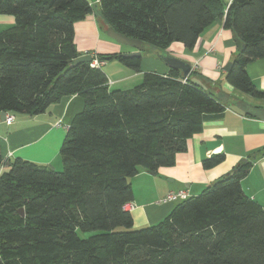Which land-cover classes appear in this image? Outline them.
Listing matches in <instances>:
<instances>
[{
	"label": "trees",
	"instance_id": "16d2710c",
	"mask_svg": "<svg viewBox=\"0 0 264 264\" xmlns=\"http://www.w3.org/2000/svg\"><path fill=\"white\" fill-rule=\"evenodd\" d=\"M99 8L118 34L158 51L174 42L191 49L223 20L242 46L226 81L264 98L246 70L264 57V0H99ZM92 9L88 0H0V14L15 18L0 33V111L36 115L64 96L84 100L60 147L61 170L22 158L4 164L0 264H264V207L242 191L244 159L159 222L133 228L124 208L133 199L129 178L172 165L223 105L176 69L110 89L101 67L74 63V23ZM97 57L140 68L141 56ZM222 160L215 154L201 164Z\"/></svg>",
	"mask_w": 264,
	"mask_h": 264
},
{
	"label": "crops",
	"instance_id": "0c3cea01",
	"mask_svg": "<svg viewBox=\"0 0 264 264\" xmlns=\"http://www.w3.org/2000/svg\"><path fill=\"white\" fill-rule=\"evenodd\" d=\"M88 1L92 12L74 23L73 42L78 55L141 52L138 71L116 60L105 61L101 68L110 89H129L141 82L145 72L168 73L170 68L158 57V50L118 34L102 17L99 0ZM14 25V16L0 14V33ZM165 50L190 63L187 78L209 90L223 110L204 117L200 131L186 139L184 150L176 153L172 165L159 167L154 173L141 168L129 178L133 199L127 210L133 227L153 225L172 210L177 201H160L167 192L185 189L188 196L197 195L232 172L243 159L250 166L240 181L242 191L264 207V98L244 93L225 79L224 65L238 54L232 31L223 27V20L216 19L200 33L191 49L174 42ZM246 70L256 87L264 90V57L249 62ZM83 106V98L72 94L40 114L6 111L0 115V172L14 158L52 168L60 162L62 167L60 147L68 125ZM7 115H13L11 123L6 121ZM215 154H222L223 160L204 168L202 160Z\"/></svg>",
	"mask_w": 264,
	"mask_h": 264
},
{
	"label": "water",
	"instance_id": "95a60500",
	"mask_svg": "<svg viewBox=\"0 0 264 264\" xmlns=\"http://www.w3.org/2000/svg\"><path fill=\"white\" fill-rule=\"evenodd\" d=\"M236 46L238 50L241 49V43L238 38H234ZM124 56H141V52L136 51V52H129V53H123ZM158 57L165 62V64L170 68V69H176L180 71V74L183 78H187L188 74L190 73L191 70V65L189 62L184 61L183 59H180L178 57H175L174 55L168 53L166 50L159 51ZM91 56L90 54H84V55H77L73 59L74 63L78 62H90ZM232 61H228L224 65V70L227 72L230 67H231ZM6 114V111L2 110L0 111V115L3 116ZM7 166V164H6ZM154 173V172H151ZM19 212L23 214V209H20Z\"/></svg>",
	"mask_w": 264,
	"mask_h": 264
},
{
	"label": "built area",
	"instance_id": "2783aa9c",
	"mask_svg": "<svg viewBox=\"0 0 264 264\" xmlns=\"http://www.w3.org/2000/svg\"><path fill=\"white\" fill-rule=\"evenodd\" d=\"M91 56V60L89 62V65L91 67H96V68H100L105 64L104 60H101L97 57V55H92ZM13 115H7L6 116V121L8 123H11L13 120ZM188 197V192L185 189H180L177 191H169L167 192V194L160 200L161 202H172V201H181L184 200ZM131 207V205L128 203H126L124 205V208L127 210Z\"/></svg>",
	"mask_w": 264,
	"mask_h": 264
},
{
	"label": "rangeland",
	"instance_id": "374dc122",
	"mask_svg": "<svg viewBox=\"0 0 264 264\" xmlns=\"http://www.w3.org/2000/svg\"><path fill=\"white\" fill-rule=\"evenodd\" d=\"M104 70H106V68H104ZM17 114H20V113H17ZM69 126V125H68ZM68 128V127H67ZM61 164H60V162H58V163H55L54 164V169L55 170H61ZM133 228H136V227H133ZM138 228H140V227H138ZM119 229H124L123 227H120Z\"/></svg>",
	"mask_w": 264,
	"mask_h": 264
}]
</instances>
